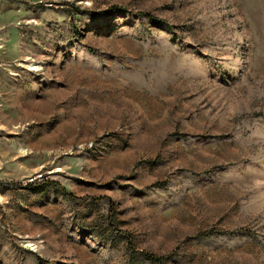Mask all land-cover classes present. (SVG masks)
I'll list each match as a JSON object with an SVG mask.
<instances>
[{
  "label": "rangeland",
  "instance_id": "rangeland-1",
  "mask_svg": "<svg viewBox=\"0 0 264 264\" xmlns=\"http://www.w3.org/2000/svg\"><path fill=\"white\" fill-rule=\"evenodd\" d=\"M152 255L264 264V0H0V264Z\"/></svg>",
  "mask_w": 264,
  "mask_h": 264
},
{
  "label": "trees",
  "instance_id": "trees-1",
  "mask_svg": "<svg viewBox=\"0 0 264 264\" xmlns=\"http://www.w3.org/2000/svg\"><path fill=\"white\" fill-rule=\"evenodd\" d=\"M155 20H157V21H159V22H164L163 20H161V19H158V18H156ZM152 257H154L157 261H158V263H159V257L158 256H153L152 255ZM159 264H161V263H159Z\"/></svg>",
  "mask_w": 264,
  "mask_h": 264
}]
</instances>
